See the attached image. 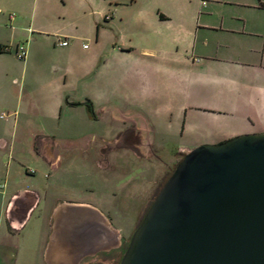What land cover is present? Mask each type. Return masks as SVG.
Segmentation results:
<instances>
[{
	"label": "crops",
	"instance_id": "crops-1",
	"mask_svg": "<svg viewBox=\"0 0 264 264\" xmlns=\"http://www.w3.org/2000/svg\"><path fill=\"white\" fill-rule=\"evenodd\" d=\"M82 3L84 20L94 21L99 27L89 55L105 59L94 75L81 61H75L74 66L68 63L63 69L54 65L53 72L64 79V84L49 87L54 97L52 116L62 111L65 102L76 115L84 114L87 102L92 108L109 105L115 94L108 78L102 75L105 68L144 77L163 68L174 72L175 88L186 104L183 108L262 121L264 126V0ZM5 28L8 26L0 24V29ZM78 33L69 30L55 34L57 45L59 40L68 41L64 53L69 59L75 57V43L83 39ZM15 34L11 30L10 39L0 35V79L10 87L19 79V70L13 66L19 63L16 51L20 45ZM89 49L83 46L84 53ZM23 62L28 64L27 57ZM5 127L8 132L0 133V219L6 220L9 232L25 234L37 229L39 220L44 238L38 250L42 264H120L132 238L124 222L129 205L137 188L150 189L155 181L135 179L126 183L120 196L112 194L118 205L111 210L78 198L65 201V196L56 192L54 180L41 182L33 176L48 169L53 173L51 177H56L62 165L55 146L58 140L67 138L47 128L31 132L34 148L47 166L34 170L19 155V114ZM128 132L135 133L137 141L125 146V150L144 161L157 156L140 130L130 126ZM258 133H264V128L251 134ZM244 134L222 136L206 143L219 144ZM167 168L165 165L161 175L167 173ZM12 263H19L18 250L8 242L0 243V264Z\"/></svg>",
	"mask_w": 264,
	"mask_h": 264
},
{
	"label": "rangeland",
	"instance_id": "rangeland-1",
	"mask_svg": "<svg viewBox=\"0 0 264 264\" xmlns=\"http://www.w3.org/2000/svg\"><path fill=\"white\" fill-rule=\"evenodd\" d=\"M84 5L82 0H0V24L8 26L0 29V35L10 39L11 30L15 31L16 41L28 52L26 66L19 59V63L13 65L19 70L14 86H7L0 79V133H7L5 125L19 114V155L25 165L34 170L47 166L34 148V139L29 137L31 132L47 128L67 138L58 140L55 146L62 165L56 177L52 178L53 173L48 169L33 176L41 182L54 180L56 192L64 195L65 201L78 198L111 210L118 205L113 202L112 194L120 196L126 183L135 179L155 181L150 189L137 188L134 202L129 205L128 218L124 222L133 236L157 194L183 159L182 153L193 150L196 144H210L206 142L222 136L251 134L263 130L264 126L262 121L253 119L183 108L186 104L175 88V74L163 68L146 77L128 76L114 67L105 68L102 75L108 78L107 83L112 85L115 94L109 105L92 108V111L85 106L81 116L70 112L65 102L62 111L52 116L54 97L49 87L55 83L64 84V79L53 72L54 65L63 69L68 63L74 66L75 61H81L93 75L103 66V56L93 58L89 55L95 47L99 27L94 21L84 20ZM69 30L78 31L83 38L75 43L72 59L64 53L65 47L56 44L55 37L56 33ZM84 45L90 48L87 53L83 51ZM10 91L14 94L12 98ZM71 99L74 100L73 93ZM130 126L149 139L156 157L139 160L125 150V146L137 141L135 133L128 132ZM165 165H168L167 173L161 175ZM138 214H141L139 218ZM36 223L37 229L25 234L10 233L6 220L0 219V243L8 242L18 250V264H42L38 250L44 238L39 229L40 221Z\"/></svg>",
	"mask_w": 264,
	"mask_h": 264
},
{
	"label": "water",
	"instance_id": "water-1",
	"mask_svg": "<svg viewBox=\"0 0 264 264\" xmlns=\"http://www.w3.org/2000/svg\"><path fill=\"white\" fill-rule=\"evenodd\" d=\"M120 264H264V133L185 154Z\"/></svg>",
	"mask_w": 264,
	"mask_h": 264
},
{
	"label": "built area",
	"instance_id": "built-area-1",
	"mask_svg": "<svg viewBox=\"0 0 264 264\" xmlns=\"http://www.w3.org/2000/svg\"><path fill=\"white\" fill-rule=\"evenodd\" d=\"M13 17V16H12ZM69 43L67 40H59L58 45L61 47L67 46ZM16 56L20 60H25L27 57V49L24 45H20L17 47Z\"/></svg>",
	"mask_w": 264,
	"mask_h": 264
},
{
	"label": "trees",
	"instance_id": "trees-1",
	"mask_svg": "<svg viewBox=\"0 0 264 264\" xmlns=\"http://www.w3.org/2000/svg\"><path fill=\"white\" fill-rule=\"evenodd\" d=\"M86 104H87V107L89 108V110L92 111V105H91V103L90 102H87Z\"/></svg>",
	"mask_w": 264,
	"mask_h": 264
}]
</instances>
